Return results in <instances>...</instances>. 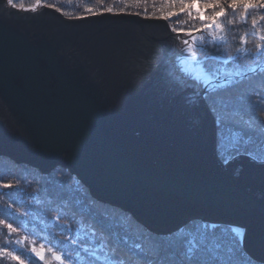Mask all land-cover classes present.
Listing matches in <instances>:
<instances>
[{"label":"water","instance_id":"water-1","mask_svg":"<svg viewBox=\"0 0 264 264\" xmlns=\"http://www.w3.org/2000/svg\"><path fill=\"white\" fill-rule=\"evenodd\" d=\"M170 28L0 0V155L69 170L155 234L196 219L239 227L244 251L264 263V161L219 158L204 98L237 76L211 80Z\"/></svg>","mask_w":264,"mask_h":264},{"label":"trees","instance_id":"trees-1","mask_svg":"<svg viewBox=\"0 0 264 264\" xmlns=\"http://www.w3.org/2000/svg\"><path fill=\"white\" fill-rule=\"evenodd\" d=\"M37 2L15 0V8L39 10L53 5L51 8L59 9L68 18L100 14L108 8H112L111 13H136L149 18H158L162 12L169 11V0H39V6ZM222 3L226 15L217 21L221 29H214L211 35L204 33L203 46H199V42L197 46V58L211 77L215 78L219 73L222 78L237 76L204 95L217 124V153L223 162L238 155L264 161V105L257 107L254 103L259 95H264V68L257 70L264 62V57L257 53V47L264 45L260 40L264 35V20H261L264 8L244 13L243 9L233 11L229 8L230 0H222ZM89 8L92 12L87 11ZM171 10L178 11V7ZM206 14L211 15L212 10ZM244 16L246 19H242ZM253 20H256L255 25ZM168 23L171 28L192 27L193 24L200 27L199 21L194 22L187 15L173 17ZM0 183L14 185L12 189L0 188V220L17 228V232L9 233L6 225L0 224V247L7 245L8 250L16 254H21L24 249L30 251L33 244L39 247L43 243L45 250L52 247L61 254L72 251L73 264H104L105 256L112 255V248L98 251L99 260L83 251L78 254L69 240L60 239L66 233L54 219L56 215L66 220L73 217L68 220L72 225L71 236L75 239L80 233V239L86 240L90 239L86 236L89 229L82 226L81 220L94 216L97 227L112 234L118 254L126 264H181L182 245L192 237L201 241V264H264L244 251L237 227L193 220L172 234H155L130 213L95 199L89 188L63 167L44 174L0 155ZM9 204L13 207H8ZM16 209L28 211L29 217L19 216ZM25 236L27 242L17 245L16 241H23ZM135 244L141 245L142 254L133 248ZM95 248L93 245L92 250ZM46 259L54 264L50 254ZM32 260L34 264H44L36 257ZM0 264L17 262L4 258Z\"/></svg>","mask_w":264,"mask_h":264},{"label":"snow or ice","instance_id":"snow-or-ice-1","mask_svg":"<svg viewBox=\"0 0 264 264\" xmlns=\"http://www.w3.org/2000/svg\"><path fill=\"white\" fill-rule=\"evenodd\" d=\"M6 5L10 8H15V0H6ZM37 6H39V0L37 2ZM49 7L54 6L49 5ZM177 7L178 11L171 10ZM228 7L233 11L240 8L243 9L244 13H247L250 9L264 8V0H230ZM209 9L212 10L211 15L206 14ZM21 10L35 11V8L26 9L22 7ZM57 11H59V9H57ZM87 11L92 12V9L89 8ZM106 11L111 13L113 10L112 8H108ZM182 15H187L194 22L199 21L200 27H196L195 24H193L192 27H172L170 28V31L176 34L174 40L182 43L183 48L181 51L187 53L188 56H190L192 60L195 61L197 58L198 42L199 46H203L204 33L211 35L214 29H221V25L217 23V21L226 15V9L222 3V0H169V11L162 12V15L158 17V19L168 21L173 17ZM242 19H246V16L242 17ZM261 20H264V16L261 17ZM253 24H256V20H253ZM221 39L223 38L221 37ZM260 40L264 41V35L260 36ZM213 42H215V40ZM257 53L259 56L264 57V45L257 47ZM254 103L257 107L264 105V95H259L258 100H256ZM13 187L14 185L11 183H0V188L12 189ZM8 207H13V205L9 204ZM16 211L21 217H29L28 211L21 209H16ZM72 218L73 217H68L66 220L61 215H56L54 217L57 224L61 225L66 233L65 235H62L60 239L69 240L71 244L75 246L78 254L79 251H83L85 253H89V255L94 257L96 260L100 259V257L97 255L98 251H102L105 247H110L112 248V255L105 256L104 264H126L124 258L118 254V245L113 243L114 238L112 234L98 228L94 216L87 218L82 217V226L89 229V231L86 233V236H90V239L86 240L80 239V233H77V237L75 239L71 236L72 225L68 222V220ZM20 223L23 224L24 221H20ZM0 224L6 225L9 233L17 232V228L13 227L12 223H8L5 220H0ZM27 240L28 237L25 236L23 241L17 240L16 244L20 245L24 242H27ZM57 243H59V240ZM93 245H96L95 250H92ZM182 247L184 251L181 264H201L199 253L201 251L202 244L200 240H198L196 237H192L187 239ZM133 248H135L137 252L141 254L144 251L139 244L133 245ZM47 254L51 255L55 264H73L72 251H68L66 254H61L55 251L52 247H48L45 250V244L43 243L40 244L39 247L33 244L30 248V251L28 249H24L21 254H16L13 251H9L7 245L0 247V262H2L4 258H10L11 260L16 261L17 264H26V261L28 264H34L32 257H36L39 259V261H43L44 264H50V262L46 259ZM149 264H151V262H149Z\"/></svg>","mask_w":264,"mask_h":264},{"label":"rangeland","instance_id":"rangeland-1","mask_svg":"<svg viewBox=\"0 0 264 264\" xmlns=\"http://www.w3.org/2000/svg\"><path fill=\"white\" fill-rule=\"evenodd\" d=\"M197 60H198V63H199V64L201 65V67H202V73L205 74V75H207L211 80H214V79H213L214 77H211L210 74L205 70V68H204V66H203V64H202V62H201V60L198 59V58H197ZM218 110H219V112H220V109H219V108H218ZM69 172H70V171H69ZM81 182H82V181H81ZM89 191H90V190H89ZM90 193H91V192H90ZM91 195H92V194H91ZM196 220H198V219H196ZM192 221H193V220H192ZM190 222H191V221H190ZM190 222H189V223H190ZM237 229H238L237 232L239 233V235H240L241 238H242V237H243V233H244L243 229H241V228H239V227H237ZM171 234H172V233H171ZM234 235H235V234H234ZM229 241L232 242V237L229 238ZM242 247H243V245H242ZM52 260H53V259H52ZM53 263L55 264V262H53Z\"/></svg>","mask_w":264,"mask_h":264}]
</instances>
